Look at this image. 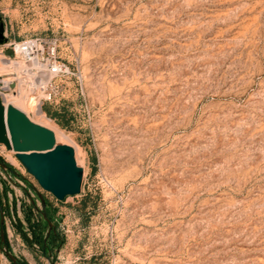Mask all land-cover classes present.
<instances>
[{"label": "rangeland", "instance_id": "rangeland-1", "mask_svg": "<svg viewBox=\"0 0 264 264\" xmlns=\"http://www.w3.org/2000/svg\"><path fill=\"white\" fill-rule=\"evenodd\" d=\"M0 17L7 42L57 39L72 74L41 110L68 125L28 117L83 168L58 200L0 144V264H264V0H0ZM21 202L52 209L54 249L16 231Z\"/></svg>", "mask_w": 264, "mask_h": 264}, {"label": "water", "instance_id": "water-1", "mask_svg": "<svg viewBox=\"0 0 264 264\" xmlns=\"http://www.w3.org/2000/svg\"><path fill=\"white\" fill-rule=\"evenodd\" d=\"M7 42L4 23L0 17V44ZM6 53L13 55L11 49ZM0 144L12 150L17 159L39 186L56 199L80 193L83 168L75 159L74 147L58 143L54 131L31 120L25 112L12 104L4 105L0 97ZM1 165L6 167L5 164ZM44 203V200L42 199ZM45 216V214H44ZM3 212L0 211V237L5 242ZM51 227V222H49ZM8 257L17 264L14 255Z\"/></svg>", "mask_w": 264, "mask_h": 264}, {"label": "built area", "instance_id": "built-area-1", "mask_svg": "<svg viewBox=\"0 0 264 264\" xmlns=\"http://www.w3.org/2000/svg\"><path fill=\"white\" fill-rule=\"evenodd\" d=\"M8 49L12 50V56L6 53ZM0 54L9 60H22L26 64L25 68L20 70L21 76H25V72L29 71L30 75L26 78L25 87L29 96H34L40 101V107L44 102H56L62 90V83L57 80L72 74L69 65L58 56L57 39L52 37L34 36L9 40L0 50ZM10 75L9 80L1 75V98V94L17 93L19 88L20 73L12 71Z\"/></svg>", "mask_w": 264, "mask_h": 264}, {"label": "trees", "instance_id": "trees-1", "mask_svg": "<svg viewBox=\"0 0 264 264\" xmlns=\"http://www.w3.org/2000/svg\"><path fill=\"white\" fill-rule=\"evenodd\" d=\"M43 112L51 119L55 120L57 124L62 127H67V119L66 112L62 108H51L48 105H44L42 107ZM0 161L3 159L0 157ZM6 190L5 188L3 189ZM3 194V193H2ZM89 195L86 194L80 200V205L78 206L80 209L85 208L86 200ZM21 210L23 213V219L26 223V228L30 231L31 237L28 236L23 224L22 219L17 216L15 220L16 231L22 236L25 242L30 246L37 244L39 248L46 253L49 249H54L55 246L59 243V232L54 227L49 226V222L53 221V211L45 202V210L42 213V216L39 215L31 204H26L25 202H21ZM0 211L5 212L4 204L1 200L0 196ZM45 214V216H44ZM3 230L6 238V229L3 224ZM44 229H46L44 231ZM5 241H7L5 239ZM18 264V263H17ZM20 264V263H19Z\"/></svg>", "mask_w": 264, "mask_h": 264}, {"label": "bare ground", "instance_id": "bare-ground-1", "mask_svg": "<svg viewBox=\"0 0 264 264\" xmlns=\"http://www.w3.org/2000/svg\"><path fill=\"white\" fill-rule=\"evenodd\" d=\"M0 56V72H2V75H4V79L9 80L11 77L10 74H12L11 70H14L13 72H17V74L20 73V76H18V86L19 81L23 82V85L18 88L17 93L7 92L1 94L4 105L6 106L7 104H12L17 108L21 109L23 112H25L27 116H29V112H32L35 115H44V112L41 110L40 107V101L34 96H29V94L27 93V89L25 86L27 81L26 78L30 75L29 71L25 72V76H21L20 70H23L26 64L23 63L22 60L13 61L9 60L8 58H5L1 54ZM9 70L10 72L8 73L7 71ZM55 136L57 142L59 143V135L57 132H55Z\"/></svg>", "mask_w": 264, "mask_h": 264}]
</instances>
